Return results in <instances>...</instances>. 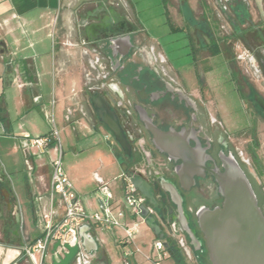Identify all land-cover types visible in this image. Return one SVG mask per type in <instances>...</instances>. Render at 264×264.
<instances>
[{
	"label": "crops",
	"instance_id": "crops-1",
	"mask_svg": "<svg viewBox=\"0 0 264 264\" xmlns=\"http://www.w3.org/2000/svg\"><path fill=\"white\" fill-rule=\"evenodd\" d=\"M158 1L163 9L164 22L169 27V33H184V47L190 49L185 53L189 55L186 67L176 65L161 43L144 29L139 17V0H0V129L3 128V133L14 136L18 147L21 144L22 149L23 133L40 136L49 132L51 126L46 118L47 113H52L53 117L63 114L65 124L79 125L86 121L96 129L91 125L92 122L90 123V116L94 111L91 102L92 91L105 87V62L108 63V56L112 54L114 57L126 48L127 43L123 39L125 36H129L130 44L135 38L152 42L168 60L178 77L180 76L184 87H192L191 94L194 96H198L204 88L197 79L205 62L200 60L199 56L202 51L208 50L209 58L222 59L223 66L231 76L235 93L241 100L235 80L232 79L224 45L220 43L221 51L213 53L216 47L211 45V41L224 35L218 33L219 11L225 20H229L232 27L225 34L231 33L233 29L238 30L239 27H249L250 24L263 28L264 21L255 22L250 15L251 1L214 0L215 10H212L207 0ZM252 3L263 17L264 0H252ZM229 8L237 21L229 16ZM193 29H197L198 34L207 41H199L196 44L191 34ZM206 70L212 72L211 67L203 69L204 72ZM194 81L197 82V87L191 86ZM74 107L80 108L77 114L71 111ZM10 116L20 118L22 131L19 133L16 129V136L13 135L15 132L12 130ZM84 124L82 123V127H85ZM73 129L72 134L65 130V127L60 129L62 148L63 144L81 136L75 126ZM63 130L65 134L61 137ZM110 143L112 146L111 140ZM115 151L118 156L119 150ZM23 156L28 170L26 197L23 201H19L8 176L0 173V188L6 185L5 190L0 191V218L5 222L0 231L5 239L0 241V264L15 262L20 253V246L41 235L43 225L51 213L54 222L60 221L62 217L58 200L50 202L49 159L46 156L31 157L27 164L24 152ZM64 171L79 189L73 166ZM93 176L97 187L104 183L99 172L96 171ZM76 188L74 187L78 192ZM12 207L17 213L19 226L3 220V215L9 213ZM143 226L145 225L140 226L135 238L133 252L127 257L123 256V248L119 244L123 234L121 228L101 230L94 222H85L79 228V233L81 230L83 234L91 236L93 243H90V252L102 250L107 264H151L147 259L149 254L143 235H148L151 246L158 238L147 226L148 232ZM104 240L105 244L110 240L119 248L120 254L116 263L108 256L106 246H103ZM18 262L30 264L23 259ZM46 264L51 262L47 260Z\"/></svg>",
	"mask_w": 264,
	"mask_h": 264
},
{
	"label": "flooded vegetation",
	"instance_id": "flooded-vegetation-1",
	"mask_svg": "<svg viewBox=\"0 0 264 264\" xmlns=\"http://www.w3.org/2000/svg\"><path fill=\"white\" fill-rule=\"evenodd\" d=\"M106 53L107 51L105 55ZM108 58V63L105 62V87L95 89L92 93H99L105 98L127 135L130 154L124 155L116 144L119 149L118 158L120 162L125 161L131 171L142 166L143 176L152 184L158 205L150 206L151 214L164 233L163 243L167 244L164 247L168 258L174 264H211L198 226L197 213L202 207L213 208L222 204L223 198L211 170L223 171L224 156L233 155L240 163L237 151L216 124V119L211 117L210 120L206 116L200 100L186 90L168 60L154 45L150 48L143 39L135 38L129 49L124 48L116 56L112 57L111 54ZM260 69L261 79L258 81L262 92L248 82L245 84L249 86L247 97L253 116H261L264 120V73ZM237 89L243 101L240 87L237 86ZM141 110L152 124L163 131L188 130L190 146L199 147L203 151L200 159L204 168L193 173L192 182L189 183L186 178L183 180L178 173L179 168L185 164L184 160L170 158L155 147L153 136L141 119ZM90 123L96 128H104L94 111L90 116ZM105 131L107 132L106 128ZM241 166L251 181L259 203L264 205L262 193L243 165ZM171 186L179 194V208L171 200ZM5 188L4 184L0 191ZM3 220L17 226L20 224L13 207L3 215ZM90 254L92 257L87 264L105 262L102 250L98 249Z\"/></svg>",
	"mask_w": 264,
	"mask_h": 264
},
{
	"label": "rangeland",
	"instance_id": "rangeland-1",
	"mask_svg": "<svg viewBox=\"0 0 264 264\" xmlns=\"http://www.w3.org/2000/svg\"><path fill=\"white\" fill-rule=\"evenodd\" d=\"M207 1L212 10H215L213 5L214 0ZM250 1L249 12L253 20L255 22H259L260 20L264 21V15L262 17L256 6L252 3V0ZM139 5V17L147 33L161 43L170 59L175 61L176 65H183L186 67L185 65L189 61V55L185 53L190 51V49L187 50V47H184V44H186L185 37L183 38L184 33H169V27L164 22L165 17L163 9L158 0H139ZM227 12L230 17H233L237 21L230 8ZM217 17L219 19L217 20L219 26V31H217L219 35L229 32L232 28L229 20H225L220 11ZM199 27L202 29L201 25H199ZM202 31L205 32L203 29ZM191 34L196 44L199 43V41H207L205 37H201V35L198 34L197 29H193ZM145 42L148 47H153L152 42L149 40ZM231 47L235 54V65L239 71L235 83L240 87V91L243 93V101H241L235 93L234 85L230 80L231 76L226 67L223 66L222 59L220 57H215L213 59L209 58L208 50L206 49L202 51L199 56V59L205 62H203L200 77L197 78L200 81V85L204 88L200 90L198 96H193L200 100L199 103L202 108H204L206 116H208L210 120L211 117H214V119H216V124L226 136H228L232 146L237 151L241 165L246 169L254 185L262 193L264 199V174L262 172L264 171V120L261 116H253L252 107L247 97L249 86L245 84V82L252 84L260 92H262V89L259 86V81L253 74L252 68H250L247 57L244 55V49H248L253 57L254 64L260 67L259 60L264 57V47L260 48V51H256V53H253L240 41L232 42ZM242 53L243 57L238 59L237 55ZM190 54L192 55V52ZM257 54L260 57H257ZM208 67H211L212 72L207 70L206 72L203 71V69H208ZM192 78L194 79L193 74ZM191 86L197 87V82L194 81ZM185 88L191 93L192 87ZM221 115L222 117H220ZM18 117L19 116H10V123L14 132L18 129V132L21 133L22 127L20 126V118ZM86 117L87 116H85V118ZM53 119L59 130L65 127V130L72 134L74 130L73 126H75L78 133L81 135L78 139L72 137V141L68 144H63L64 157L62 166L66 170L73 166V171L78 179L79 189L76 188L74 183L73 185L78 191L76 194L85 211L88 213H100L102 211L99 201L100 196L96 189L97 186L93 176L96 171L103 177L104 183L109 184L114 198H120V201H123L121 199V162H118V156L115 151L119 149L115 141H113L114 143H112L111 146L110 140H113L112 136L102 127L96 129L92 128L86 121L81 122L79 125L65 124L64 115L61 113L54 115ZM40 120L42 121L43 119ZM82 123H85V127H82ZM3 131V128H1L0 168L2 172L8 176L15 194L18 199H20L19 201H23L26 197V175L28 173L25 166L23 151L21 149V144L19 145L20 147H18L16 138L12 135H5ZM64 132L63 130L61 137H63L62 134H65ZM13 135L16 136L17 132ZM255 140L256 144L254 142ZM251 146L253 151L250 150ZM111 147H113L114 150ZM3 225L4 222L0 218V231ZM143 228L147 231L146 226H143ZM98 235L101 236L100 233H98ZM147 236L148 235H143V238L146 240L147 253L150 255L152 246L150 244L151 240L147 239ZM2 240L5 239L3 238L2 232H0V241ZM103 246L104 248L106 246L108 256L116 263L120 254L117 245L110 240L105 244L104 240ZM172 262L170 258L164 260V264H172Z\"/></svg>",
	"mask_w": 264,
	"mask_h": 264
},
{
	"label": "water",
	"instance_id": "water-1",
	"mask_svg": "<svg viewBox=\"0 0 264 264\" xmlns=\"http://www.w3.org/2000/svg\"><path fill=\"white\" fill-rule=\"evenodd\" d=\"M123 39L128 49L131 45L129 36ZM260 66L264 73V59H260ZM91 102L98 121L103 124L123 154L128 156L131 150L130 143L117 114L99 93L93 94ZM139 112L146 128L153 136L155 147L170 158L184 160L185 164L179 168L178 173L183 180L186 178L189 183L192 182L193 173L204 168L200 159V153L203 154V151L199 149V145L198 148L190 146L188 130L163 131L152 124L143 110ZM222 166L223 171L211 170L223 198L222 204L213 208L202 207L197 213L198 226L207 247L209 261L211 264H264V205L259 203L251 181L233 155L224 156ZM120 168L139 194L146 199V204L140 208L144 225L158 239L163 240L164 233L148 210V206L158 205L152 184L143 175L129 170L125 161L120 163ZM169 192L172 202L179 208L180 198L177 190L171 186ZM79 236L80 245L71 247L66 244L67 252L59 260L52 257L51 264H71L79 249L86 257H92L90 243H93V239L83 234L81 230ZM190 237L194 240L192 235ZM57 246L58 242L54 244L53 249ZM164 246L167 247L165 242ZM97 264L107 262L101 261Z\"/></svg>",
	"mask_w": 264,
	"mask_h": 264
},
{
	"label": "built area",
	"instance_id": "built-area-1",
	"mask_svg": "<svg viewBox=\"0 0 264 264\" xmlns=\"http://www.w3.org/2000/svg\"><path fill=\"white\" fill-rule=\"evenodd\" d=\"M244 55L247 57L256 79H261V69L254 64L253 57L248 49H244ZM242 57L243 53L237 55L238 59ZM79 109V107H74L71 111L77 114L80 111ZM46 118L51 126L49 132L40 136H31L28 133H23L22 149L27 164L31 157L41 158L46 156L49 159L50 202L52 203L55 199L58 200V204L62 208V217L60 221L54 222L51 213L43 225L41 235L31 242L21 245L18 259L12 264H19L18 260L20 259L27 260L30 264H46L47 260L51 262L52 257L59 260L67 252L66 244L71 247L80 245L79 228L85 222H94L96 227L101 230L121 228L123 234L119 239V244L122 245L123 256H129L133 252L134 241L139 228L144 224L140 208L145 205L146 199L139 194L130 180L121 173V199L123 201H120V199L115 200L109 184L102 183L97 187L102 211L100 213L86 212L78 199L72 181L62 166L63 148L60 130L55 125L52 113H47ZM113 141L111 140L112 143H114ZM133 173L143 175L144 168L138 166ZM148 210L149 213H152L150 206H148ZM56 242H58V246L53 249ZM135 250L139 251L138 248H135ZM147 259L151 264H164V260L168 259V253L164 247L163 240L155 239L152 242L151 254ZM88 262L89 258L79 249L72 263L87 264Z\"/></svg>",
	"mask_w": 264,
	"mask_h": 264
},
{
	"label": "trees",
	"instance_id": "trees-1",
	"mask_svg": "<svg viewBox=\"0 0 264 264\" xmlns=\"http://www.w3.org/2000/svg\"><path fill=\"white\" fill-rule=\"evenodd\" d=\"M234 41L242 42L245 47L249 48L253 53H256V51H260V48L264 47V28H262L259 25L254 26L253 24L252 25L250 24L249 27L248 26L244 28L239 27L238 30L233 29L231 33L224 34L217 40L211 41V45L216 47V50L212 51L213 53L221 51V49L219 48L220 43L224 45V48L227 53L226 57H227L228 65L231 70L232 79L236 80L239 71L236 68L235 54L232 51V47H231L232 42ZM227 42L228 44H226ZM256 56L260 57L258 54ZM254 142L256 144V140ZM250 150L253 151L252 146L250 147ZM256 163L258 164L257 160ZM1 172L2 170L0 168V173Z\"/></svg>",
	"mask_w": 264,
	"mask_h": 264
}]
</instances>
